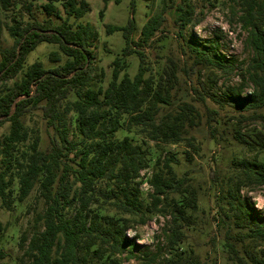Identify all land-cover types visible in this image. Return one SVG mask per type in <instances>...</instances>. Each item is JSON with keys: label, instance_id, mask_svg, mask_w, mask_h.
Listing matches in <instances>:
<instances>
[{"label": "trees", "instance_id": "obj_1", "mask_svg": "<svg viewBox=\"0 0 264 264\" xmlns=\"http://www.w3.org/2000/svg\"><path fill=\"white\" fill-rule=\"evenodd\" d=\"M45 1L42 10L48 19L39 22L30 17L24 26L13 20L8 32L14 45L1 52L0 60V85L21 75L19 81L0 94V128L9 123L0 152L1 205L11 211L35 188L44 205L35 216L32 233L20 238L19 263L98 264L110 260L130 252L136 245V238L126 236L128 220L110 212L136 218L144 225L149 213L164 214L169 208L170 221L163 234L164 256L146 253L140 264H208L187 247L191 212L196 209L194 192L188 190L189 179L175 175L172 158H165L162 163L157 160L148 180L152 211H143L138 180L142 171L149 168L147 151L128 136H116L136 129L135 134H142L155 144L177 145L185 140L187 126L193 127L194 116H198L196 108L188 103L174 111L169 108L173 104L171 91L177 81V68L162 70L155 79L144 51L162 30L169 10L179 13L174 23L182 41L181 55L188 65L183 72L188 78V72L196 68H212L231 75L235 66L219 53L214 41L196 45L185 42L183 31L195 26V8L190 0H162L159 13L141 27L138 42L133 40L137 30L132 20L126 27L105 26L108 35L121 32L125 47L111 64L107 87L95 89L90 47L97 35L90 24L74 28L69 22L70 18L79 20L90 11L87 0ZM229 1L241 10L238 21L246 31L245 44L251 52L241 78L250 81L253 91L242 97L240 88L229 89L232 97L228 104L251 111L252 118L264 121V116L256 112L264 109V0ZM55 4L60 5L64 19ZM0 5L7 12L13 3L0 0ZM53 15L62 19L61 23H53ZM40 43L58 45L65 62L51 70H44L40 62L25 68L28 54ZM131 55L139 61L133 78L125 72V59ZM49 59L60 62L55 52L49 54ZM32 113H39L52 133L45 150L40 149L41 139L37 136L28 152L22 154V161L16 163L19 196L14 202L10 188L12 154L29 138L25 118ZM67 114H71L69 120L75 129L71 139ZM241 137L237 132L236 141L246 144ZM256 137L257 147L264 152V136L257 133ZM232 165L234 187L226 190L225 202L220 206L219 223L225 229L221 247L230 264H264V251L257 254L251 250L252 246L264 244V214L239 194L243 186H264V161L256 155L253 160ZM72 210L73 214L68 215ZM37 225L40 227L36 228ZM1 244L2 238L0 260L4 258ZM102 264H113V260Z\"/></svg>", "mask_w": 264, "mask_h": 264}, {"label": "rangeland", "instance_id": "obj_2", "mask_svg": "<svg viewBox=\"0 0 264 264\" xmlns=\"http://www.w3.org/2000/svg\"><path fill=\"white\" fill-rule=\"evenodd\" d=\"M13 6L5 12L0 5V60L1 52L10 50L13 39L9 36L8 27L13 25V20L21 22L22 26L34 17L37 21L48 19L42 6L45 0H11ZM195 8V26H188L183 31V37L188 44H199L214 41L220 54L228 63L235 66L231 75H224L214 69L196 68L194 71L183 72L188 65L181 55L182 41L178 38L175 27V19L178 12L175 9L165 14L166 22L162 30L153 38L151 47L144 48L147 61L150 63L151 72L158 79V73L162 70L177 68V81L171 91V103L169 108L174 111L184 103L193 105L198 116H194L193 127L187 126V135L182 143L177 145H161L149 141L144 135H137L136 129L131 133L119 132L117 138L124 136L131 138L134 144L147 151L149 168L140 175V200L145 211L151 209L148 194L151 188L148 184L157 160L162 163L165 158H172V168L178 178L189 179L188 190L194 192L196 209L191 212V230L189 233L188 248H193L202 262L208 264H230L227 254L222 250V242L225 229L219 223L220 206L225 202L226 190L234 187L236 180L233 171V162L253 160L257 155L259 161H264V152L257 145L256 134L264 136V121L257 117L252 118L251 111H243L233 108L228 104L232 97L229 89L235 91L241 89V96L247 97L253 91V86L245 74L251 52L246 47V31L243 30L238 18L241 10L229 0H190ZM90 11L79 20L70 18L69 22L75 27L90 24L97 35V40L91 43L90 50L93 54V87L105 89L111 79V64L115 58L120 57L125 47L121 32L106 34L105 26L126 27L132 20L137 34L133 40L139 41L138 33L145 22L158 14L162 7V0H87ZM62 19L65 14L59 4H55ZM29 8V11H28ZM103 12L101 17L100 13ZM53 23H61L53 15ZM58 53L60 62L53 63L49 59L50 53ZM66 58L60 53L58 45L40 43L28 54L25 68L35 62H40L44 70H51L65 62ZM127 69L125 72L130 78L137 73L139 61L135 55L126 57ZM200 70V72H199ZM21 75L14 80L0 85V94H3L19 81ZM195 90V91H194ZM203 97L200 101L199 96ZM264 116V109L256 111ZM71 114H67V127L69 139L75 131L74 124L69 120ZM242 116V117H241ZM244 118V119H242ZM29 138L25 143L17 146L12 154L11 164V198L14 202L19 196V170L17 162L22 161V154L28 152V146L35 137H40V149L48 146V135L52 131L47 127L39 113H32L25 118ZM9 123L0 128V152L3 148V138L8 134ZM239 133L246 144H241L235 139ZM72 158V156H71ZM2 156L0 154V162ZM3 166L0 165V170ZM240 197L254 205L255 209L264 214V186H243L240 189ZM44 209L43 200L35 188L31 194L21 203L15 204L11 211L2 208L0 200V238L1 249L4 258L0 264H20L19 258L22 250L18 244L23 234L29 236L33 231L34 220L37 213ZM74 210L68 215H72ZM117 218L128 220L126 236L129 239L136 238V245L130 252L112 257L113 264H140L146 253L155 254L158 258L164 256V232L170 221L169 208L164 214L149 213L146 223L141 225L136 218L115 214ZM37 225L36 228H39ZM257 254L264 251V244L251 247ZM109 259L104 261L109 263ZM97 264V263H96Z\"/></svg>", "mask_w": 264, "mask_h": 264}, {"label": "clouds", "instance_id": "obj_3", "mask_svg": "<svg viewBox=\"0 0 264 264\" xmlns=\"http://www.w3.org/2000/svg\"><path fill=\"white\" fill-rule=\"evenodd\" d=\"M261 207H264V205H260Z\"/></svg>", "mask_w": 264, "mask_h": 264}]
</instances>
